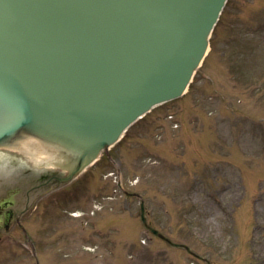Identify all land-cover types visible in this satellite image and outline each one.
<instances>
[{"label":"rangeland","instance_id":"rangeland-1","mask_svg":"<svg viewBox=\"0 0 264 264\" xmlns=\"http://www.w3.org/2000/svg\"><path fill=\"white\" fill-rule=\"evenodd\" d=\"M9 153L0 203L23 212L36 254L1 231L0 264H264V0H228L188 92L130 127L112 163L35 191L47 170ZM118 181L141 195L149 226L197 257L147 231Z\"/></svg>","mask_w":264,"mask_h":264},{"label":"water","instance_id":"water-1","mask_svg":"<svg viewBox=\"0 0 264 264\" xmlns=\"http://www.w3.org/2000/svg\"><path fill=\"white\" fill-rule=\"evenodd\" d=\"M226 2L0 0V149L35 140L70 181L186 91Z\"/></svg>","mask_w":264,"mask_h":264},{"label":"bare ground","instance_id":"bare-ground-1","mask_svg":"<svg viewBox=\"0 0 264 264\" xmlns=\"http://www.w3.org/2000/svg\"><path fill=\"white\" fill-rule=\"evenodd\" d=\"M17 149L19 152L30 156V158L36 163H43V159L48 163H51V160L54 161V155L52 153H47L49 152V149L32 139L20 143L17 146Z\"/></svg>","mask_w":264,"mask_h":264},{"label":"flooded vegetation","instance_id":"flooded-vegetation-1","mask_svg":"<svg viewBox=\"0 0 264 264\" xmlns=\"http://www.w3.org/2000/svg\"><path fill=\"white\" fill-rule=\"evenodd\" d=\"M14 204V203H11ZM20 215L16 214L15 212L11 211L10 209H6L4 207L2 211L0 210V229L2 230H11V226L14 228H21L19 226ZM5 237H1L0 241L4 240ZM13 243H17V239L14 237L12 238Z\"/></svg>","mask_w":264,"mask_h":264}]
</instances>
